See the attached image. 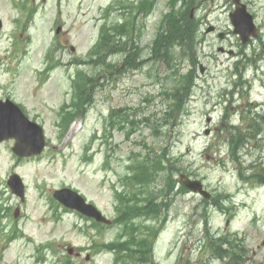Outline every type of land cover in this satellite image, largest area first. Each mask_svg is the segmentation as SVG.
I'll use <instances>...</instances> for the list:
<instances>
[{"label": "rangeland", "instance_id": "374dc122", "mask_svg": "<svg viewBox=\"0 0 264 264\" xmlns=\"http://www.w3.org/2000/svg\"><path fill=\"white\" fill-rule=\"evenodd\" d=\"M22 2L26 10L20 8ZM113 2L120 3L0 0V95L21 104L31 119L44 126L48 140L40 156L19 163L11 149L13 141L0 145V201L4 203L0 209V264H113V252H97L93 244L123 239V227L99 228L102 226L71 210L61 211L58 220L50 196L56 188L74 187L107 217L114 218L119 211L115 188L131 180L126 174L134 172V162L145 159L152 150L161 152L164 146L177 160L173 179L177 181L179 173H185L201 180L212 194V201L216 196L220 209L202 196L177 187L165 194L166 172L159 173L160 177L149 186L135 185L138 194L150 193L159 202L167 203L157 217L134 220L142 235L151 226L159 228L153 246L157 264H224L203 245L206 225L210 233L230 235L244 244L241 264H264V177L261 183L258 178H240V171L245 175L251 166L254 172L264 175V0H245L261 31L247 44H242L232 31V0L205 2L194 11L200 24L198 62L194 66L176 50L178 59L173 67L151 59V42L159 19L169 8V0H155L149 14L143 19L138 17L135 32L116 34V45L129 37L131 44L139 47L134 64L142 63L140 68L126 66L125 53H119L109 58L121 65L118 71L95 65L91 58L97 51L90 57L102 23L114 26L123 19L118 8L110 7L104 12ZM29 7L35 10L24 28ZM210 24L226 32V39L221 41L217 33H206ZM220 46L235 53H222L218 51ZM49 63L50 70L42 73ZM79 72L92 77L86 88L92 86L91 102L83 128L77 132L79 126L74 127L62 137L60 107L71 101L72 80ZM185 74L192 83L188 93L186 83L181 90L186 97L184 110L180 116L176 113L178 118L172 124L166 123L164 114L173 104L169 96ZM250 124L263 133L254 136L246 128ZM230 127L232 132L247 136L238 153L239 160L235 161L229 153ZM13 172L26 183L24 202L7 187ZM17 207L20 213L15 218ZM15 223L24 233L6 245L2 229L7 225V232ZM40 245L45 247L41 249ZM68 248L74 249L73 254Z\"/></svg>", "mask_w": 264, "mask_h": 264}, {"label": "trees", "instance_id": "16d2710c", "mask_svg": "<svg viewBox=\"0 0 264 264\" xmlns=\"http://www.w3.org/2000/svg\"><path fill=\"white\" fill-rule=\"evenodd\" d=\"M191 2L196 3V0H185V8L181 7V9L175 8V2H172L170 10L165 14L161 25L159 27L158 34L156 35L152 50L156 55L153 58L158 60H162L170 67L175 66V59L173 58L172 53L175 52L176 48L179 49L180 53L188 58L193 59L194 55V47L196 41V33H197V24L195 19L190 18V7ZM153 5L152 0H143L139 5H137V9L141 11H148L151 9ZM130 21V20H129ZM133 25L124 23L117 24L111 27L113 30L112 34L105 35L103 41L100 46V50L96 57H92L91 61H94L95 64L106 63L105 58L109 55L118 54L120 52L128 51V55L126 57V64L133 63L134 55L137 54V50H134V46L130 47L128 42L115 43L116 34L119 36L124 35L126 33H132L136 30L137 21L133 20ZM131 32H127V31ZM112 35V37H111ZM131 36V35H130ZM129 38V37H128ZM129 40V39H128ZM119 42V41H117ZM99 48V47H98ZM131 49V50H130ZM117 68V65L115 66ZM119 68L116 70L118 71ZM192 74V71H191ZM86 82L82 84V94L85 96L84 102H89L91 100V92L86 90V84L88 81L92 82V78L89 76H83ZM186 83L184 89L186 93L189 92V87L192 83V80L188 78V75L185 74L183 76V81L178 84L169 96V99L172 101V106L169 109V112L164 114V121L166 123H173L182 110H184V105L186 102V97L182 94L183 84ZM86 90V91H85ZM85 111V109L78 108V112ZM175 112V113H174ZM176 113L178 116H176ZM247 129L253 133L254 136L263 133L262 130L256 127L255 124H250ZM242 132H232L230 128L227 134L229 135V151L232 152V155L236 160H239V151L246 144L247 136L241 135ZM152 150V149H151ZM152 150V153H149L144 161L141 160L136 161L133 164L132 168L135 171L131 177V182H127L128 185L134 184H143L144 186H149L155 180V175L160 173L161 171L167 172L168 178V186L167 188L171 189L177 181L173 179V171L177 169V160L173 157L169 152L165 150V146L162 150ZM177 171V170H176ZM242 174V173H241ZM243 175V174H242ZM262 176L261 173H252L249 176ZM185 189L184 187H181ZM186 190V189H185ZM123 202L124 205L121 207V212L119 216V220L124 223H128L133 217L140 215H158L159 211L162 210V207H167V203L157 202L155 196L148 194L145 197H139L136 193H131L130 196H125L123 194ZM150 234L153 237H141L139 238L136 235L130 234V237L125 241H119L114 243L106 244V247L110 249H115L117 252V260H122L125 264H154V240L157 236V232L154 229L150 230ZM209 248L212 252L219 255V257L223 258L225 254L230 256L231 264H237L238 262L243 261V250L238 248L235 244H231V247L227 249L223 248V243L221 242V238L216 239L213 237H208ZM230 244V243H229ZM229 261V263H230Z\"/></svg>", "mask_w": 264, "mask_h": 264}, {"label": "water", "instance_id": "95a60500", "mask_svg": "<svg viewBox=\"0 0 264 264\" xmlns=\"http://www.w3.org/2000/svg\"><path fill=\"white\" fill-rule=\"evenodd\" d=\"M233 1L236 8L230 13V18L235 27L234 32L241 36L243 42H247L251 36L256 37L259 30L254 23L253 15L247 10L246 4L241 0ZM211 29L212 27L208 30ZM219 36L223 37L224 34L221 33ZM9 138L16 139L13 150L21 156L39 154L45 146L41 127L31 122L10 99H6V101L0 100V142ZM181 180L192 190H197L208 196L201 188L200 182L191 181L185 175H182ZM9 184L13 191L23 198L24 185L20 178L16 175L12 176ZM54 197L67 207L77 209L98 221L110 223V220L106 219L93 204L87 203L83 196L70 188L56 190Z\"/></svg>", "mask_w": 264, "mask_h": 264}]
</instances>
